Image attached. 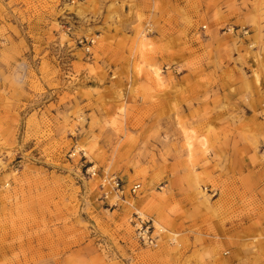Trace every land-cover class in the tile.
<instances>
[{
  "label": "rangeland",
  "instance_id": "374dc122",
  "mask_svg": "<svg viewBox=\"0 0 264 264\" xmlns=\"http://www.w3.org/2000/svg\"><path fill=\"white\" fill-rule=\"evenodd\" d=\"M0 264H264V0H0Z\"/></svg>",
  "mask_w": 264,
  "mask_h": 264
},
{
  "label": "built area",
  "instance_id": "2783aa9c",
  "mask_svg": "<svg viewBox=\"0 0 264 264\" xmlns=\"http://www.w3.org/2000/svg\"><path fill=\"white\" fill-rule=\"evenodd\" d=\"M140 188V185L138 183L133 184L130 188L132 193H136ZM151 229V231H150ZM155 230L153 224H140L138 227L137 232V238L139 241H141L143 244L148 246H154L156 243V236H153V231ZM160 231V230H159Z\"/></svg>",
  "mask_w": 264,
  "mask_h": 264
},
{
  "label": "bare ground",
  "instance_id": "6f19581e",
  "mask_svg": "<svg viewBox=\"0 0 264 264\" xmlns=\"http://www.w3.org/2000/svg\"><path fill=\"white\" fill-rule=\"evenodd\" d=\"M158 230L165 231V230H163V228L160 227V226H158Z\"/></svg>",
  "mask_w": 264,
  "mask_h": 264
},
{
  "label": "crops",
  "instance_id": "0c3cea01",
  "mask_svg": "<svg viewBox=\"0 0 264 264\" xmlns=\"http://www.w3.org/2000/svg\"><path fill=\"white\" fill-rule=\"evenodd\" d=\"M257 255V254H256ZM255 261H257L256 259H255Z\"/></svg>",
  "mask_w": 264,
  "mask_h": 264
}]
</instances>
